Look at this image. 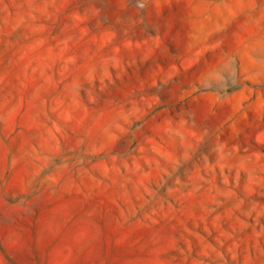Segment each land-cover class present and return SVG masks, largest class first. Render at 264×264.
I'll list each match as a JSON object with an SVG mask.
<instances>
[{
  "label": "rangeland",
  "instance_id": "374dc122",
  "mask_svg": "<svg viewBox=\"0 0 264 264\" xmlns=\"http://www.w3.org/2000/svg\"><path fill=\"white\" fill-rule=\"evenodd\" d=\"M124 4L120 15L126 24L138 14L146 17V25L155 21L153 8L138 12L137 0ZM115 7L116 0H0V177L21 181L16 198L24 211L28 173L71 176L69 157L80 150L86 154L87 146L78 149L76 140L85 121L74 118L83 96L80 72L97 51L115 43L103 20L104 11ZM170 12L160 6L161 18ZM143 27L134 28L137 35ZM145 39L142 57H129L141 79L156 71L151 41ZM140 43L129 40L130 45ZM252 56L264 58V49ZM246 85L251 92L234 101L241 109L240 119L232 122L236 140L225 125L219 141L209 132L187 160L173 166L177 154L187 150L181 145L183 130L178 135L173 129L141 158L140 137L158 136L166 123L155 115L144 124L142 117L136 121L142 125L136 138L123 144L124 166L94 161L85 172V183L92 186L86 201H59L55 211L42 210L44 226L71 237L88 220L108 226L124 250L158 240L136 252L137 264H264V121L257 119L264 87L251 80ZM197 129V135L206 131L198 124L188 131ZM13 211L0 209V216ZM34 264H41L38 254Z\"/></svg>",
  "mask_w": 264,
  "mask_h": 264
},
{
  "label": "clouds",
  "instance_id": "9594fccd",
  "mask_svg": "<svg viewBox=\"0 0 264 264\" xmlns=\"http://www.w3.org/2000/svg\"><path fill=\"white\" fill-rule=\"evenodd\" d=\"M161 5L171 9L166 18L160 16ZM124 7V0H116L113 12L104 11V31L115 43L108 51H97L80 72L83 96L74 118L85 121L76 132V140L77 148L83 144L87 151L73 152L69 157L73 175L41 176L39 170L28 173L22 189L28 193L27 211L16 198L21 181L0 177V209L14 210L0 216V264H34L37 254L41 264H68L69 260L72 264H137L136 252L143 253L158 240L124 250L108 226L88 220L81 222L71 237L61 236L44 226L41 211H55L59 201L85 202L92 191L85 183V172L94 161L106 160L113 168L124 166L123 144L136 138L142 127L136 121L142 117H146L144 124L155 115L166 123L157 124L158 136L140 137L144 147L137 156L142 158L145 149L151 150L173 129L178 135L183 130L181 145L187 150L174 159L173 166H178L209 132L219 141L221 129L227 125L236 140L238 130L232 122L240 119L237 113L241 109L234 101L243 92H251L246 81L264 87V58L252 56L258 48L264 49V0H137L138 12L149 8L156 12L155 21L147 25L146 17L139 14L132 24H126L120 15ZM193 8L198 11H191ZM93 15H100V11ZM140 25L144 27L137 35L134 28ZM145 36L151 41L156 71L141 79L129 57H142L148 43ZM129 40L142 43L130 45ZM243 119L246 121V113ZM257 119L264 121V94ZM193 124L204 128V134L197 135L199 129L189 132ZM261 138L264 140V131ZM168 143L171 145V140Z\"/></svg>",
  "mask_w": 264,
  "mask_h": 264
}]
</instances>
